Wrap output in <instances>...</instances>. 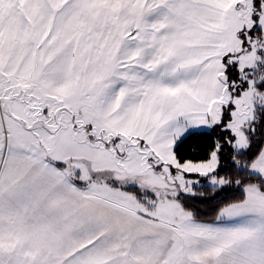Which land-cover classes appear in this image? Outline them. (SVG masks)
I'll use <instances>...</instances> for the list:
<instances>
[{
	"label": "snow or ice",
	"instance_id": "snow-or-ice-1",
	"mask_svg": "<svg viewBox=\"0 0 264 264\" xmlns=\"http://www.w3.org/2000/svg\"><path fill=\"white\" fill-rule=\"evenodd\" d=\"M0 264H264V0H0Z\"/></svg>",
	"mask_w": 264,
	"mask_h": 264
},
{
	"label": "trees",
	"instance_id": "trees-1",
	"mask_svg": "<svg viewBox=\"0 0 264 264\" xmlns=\"http://www.w3.org/2000/svg\"><path fill=\"white\" fill-rule=\"evenodd\" d=\"M196 147V142L195 141H190L188 142L185 147H184V151H189L191 150L192 148Z\"/></svg>",
	"mask_w": 264,
	"mask_h": 264
}]
</instances>
